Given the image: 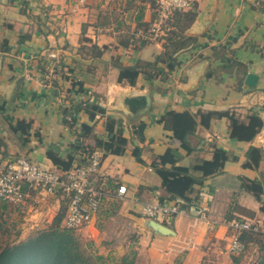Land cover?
<instances>
[{"label": "crops", "instance_id": "crops-1", "mask_svg": "<svg viewBox=\"0 0 264 264\" xmlns=\"http://www.w3.org/2000/svg\"><path fill=\"white\" fill-rule=\"evenodd\" d=\"M195 1L198 17L186 33L198 37L200 46L182 54L181 68L165 84L167 94L152 95L142 77L135 87L119 83L113 60L119 58L124 65H133L152 61L163 52L159 38L164 33L156 40L148 36L158 19H154L153 8L158 0H0V48L4 42L10 48L8 52L0 49V138L8 144L10 158L27 152L10 132L1 107L16 118L33 120V131L41 133V141L32 137L29 156L47 169H54L46 156L47 149L52 146L64 151L74 136L64 126L60 113V107L67 103L71 82L61 78L52 65H65L64 71L72 68L73 77L85 83V89L107 115L123 119L129 139V122L137 118L130 114L126 99L149 95L151 107L140 115L147 124L145 141L134 139L124 156L104 157L99 173L117 192L126 187L120 208L128 209L126 214L139 226L135 230L138 263L255 264L259 260L256 248L235 257L228 245L235 234L230 225L235 220H249L264 229L262 202L242 190L240 181V177L264 180V159L257 170L243 167L251 146L264 152V125L250 143L231 137L227 118L214 119L209 128L200 125L197 135L190 139L196 152L188 156L186 151H178L185 165H192L198 158L215 164L213 175L192 195L199 196L198 202L184 214L166 219L172 235L154 233L146 227L147 218H136L142 215L144 205L165 196L151 164L156 155L174 147L173 133L159 122L168 111L234 109L247 123L248 111L255 109L264 122V0ZM140 10L143 21L149 24L147 31L138 28ZM142 40L147 44H141ZM94 45L107 48L101 58L94 57ZM225 46L226 57L243 63L246 73L238 68H220L221 59L215 55ZM45 62L50 65L47 74L41 69ZM211 69L216 74L207 78ZM89 122L87 115L79 116V124ZM96 130L104 134L105 119L99 120ZM136 147L142 149L144 164L134 157ZM219 149L227 152V160L216 159ZM7 161L3 159L0 166ZM40 194L53 198L59 207L56 196L44 191ZM34 197L27 193V199ZM82 230L95 231L93 236L97 237L94 224Z\"/></svg>", "mask_w": 264, "mask_h": 264}, {"label": "trees", "instance_id": "trees-1", "mask_svg": "<svg viewBox=\"0 0 264 264\" xmlns=\"http://www.w3.org/2000/svg\"><path fill=\"white\" fill-rule=\"evenodd\" d=\"M153 8L154 19H156L159 15L158 2L154 3ZM198 9V2L194 0L191 9L175 12L170 17L163 26L164 35L159 38L163 42V52L157 55L154 60L124 65L119 58L114 59V66L119 71V83L135 87L142 77L150 87L152 95L155 93L167 94L168 90L165 88V84L181 68L182 54L200 46L198 37L186 33L196 21ZM143 19L144 13L143 10H140L136 19L138 28L147 31L149 24L145 23ZM147 42V40H142L141 44L145 45ZM227 48L228 46L220 48L215 55L217 59H221L222 66L220 68L223 71L238 68L246 73V66L243 63L226 57ZM0 49L1 52H8L9 44L4 42ZM106 49V47L100 48L94 45L91 51L94 57L101 58ZM219 52L223 54L222 57ZM49 67L47 62L42 64L43 74H47ZM64 68L65 65L61 64L53 66L56 73L60 72L61 78L71 82L67 92V103L60 107V113L64 126L73 134L74 139L64 151L52 146L47 149L46 156L53 164L54 171L64 177L75 166L87 164L89 157L95 152H101L103 157L124 156L134 139L141 143L145 141L147 124L142 118L143 116L129 122L131 126V139H129L125 134L127 128L123 119L107 115L106 109L94 101L90 92L85 89V83L73 77L74 70L68 68L67 71H64ZM215 74L216 70L211 69L207 78ZM125 104L133 115H136L147 107V99L145 96L128 97ZM5 109V107H1V113L10 132L18 139L21 149L27 151L14 158L24 157L33 161L29 156L31 151L28 148L29 143L32 137H37L41 141V133L33 131V120L16 118ZM81 114L87 115L90 122L79 124ZM247 117L248 122H243L242 116L234 109L227 111L200 110L197 113L188 110L184 112L172 110L163 115L159 122L173 133L175 142L174 147H169L164 154L156 155L151 164L152 170L161 180V189L165 192V196L159 202L176 203L184 210H189L194 202H198L199 196L193 198L192 195L196 187H203L207 179L213 175L216 169L215 164L198 158L192 165H185L182 163L183 158L178 155V151L182 149L188 156H191L197 149L192 146L190 139L197 135L200 125L209 128L214 119L220 118H227L231 122V137L234 140L250 143L262 131L264 122L259 111L255 109L249 110ZM101 119H105V132L102 135L96 130ZM8 153V144L0 138V165L3 159H8V161L14 159L10 158ZM134 157L139 163L144 164L141 148H135ZM216 159L227 160V152L217 150ZM263 159V150L251 146L246 153L243 167L257 170ZM99 175L98 173L91 177L92 185L103 193L98 214H101L103 219H110L120 208L121 200L116 197L117 188L112 185L111 181L105 182ZM240 181L242 190L262 202L264 211V180L240 177ZM41 190V188L26 185L24 191L30 192L34 197ZM55 196L60 200L62 206L53 222L46 229L25 240L7 242L1 246L0 264H139L137 261L138 252L134 247L122 258L116 259L112 254H100L94 241L85 243L75 230L64 228L63 221L68 211V197L62 192ZM30 200L32 198H28L26 201ZM10 205L11 203L8 201L0 199V230L3 228L2 216ZM141 216L139 215V217ZM229 218L231 219L232 216L229 215ZM157 221L167 226L166 219H157ZM132 237L135 243L136 235L134 234ZM239 240L245 245L246 251L251 247L256 248L259 252L258 264H264L263 230L241 231Z\"/></svg>", "mask_w": 264, "mask_h": 264}, {"label": "built area", "instance_id": "built-area-1", "mask_svg": "<svg viewBox=\"0 0 264 264\" xmlns=\"http://www.w3.org/2000/svg\"><path fill=\"white\" fill-rule=\"evenodd\" d=\"M193 1L158 0L159 15L153 30L154 36L157 37L164 33L163 26L175 12L191 9ZM103 160V154L95 152L89 157L87 164L75 166L63 177L59 172L44 169L27 158L11 159L0 166V199L13 204L25 203L27 199V193L24 191L26 185L41 188L54 196L62 192L68 197V211L63 221V227L75 231L82 230L92 223L100 209L103 193L92 185L91 177L100 173ZM125 193L126 187H121L116 192V197L122 199ZM184 213L185 210L176 203L164 204L159 201L147 203L142 210L143 217L154 220L169 219ZM230 225L235 234L229 241L228 250L231 255L241 257L246 253V248L239 240V233L262 229L249 220H235Z\"/></svg>", "mask_w": 264, "mask_h": 264}, {"label": "rangeland", "instance_id": "rangeland-1", "mask_svg": "<svg viewBox=\"0 0 264 264\" xmlns=\"http://www.w3.org/2000/svg\"><path fill=\"white\" fill-rule=\"evenodd\" d=\"M148 34L151 40L158 38V36H154V32ZM39 165L47 169L44 165ZM40 192L28 204L11 203L8 210L4 212L1 219L3 228L0 230V247L7 242L25 240L46 229L53 222L60 211L62 203L59 200V207H57L53 198L40 194ZM128 211L126 208H119L110 219H103L101 214H97L91 223L98 231L97 237L93 236V233L96 234L95 231H91L93 229L89 230L88 233L79 230L76 231V234L85 243L94 241L100 254H112L116 259H120L129 253L133 247H136L132 235L136 233L135 230L139 226H137L135 220L128 217L126 214ZM136 218H140L138 214ZM93 237L95 240H93Z\"/></svg>", "mask_w": 264, "mask_h": 264}, {"label": "water", "instance_id": "water-1", "mask_svg": "<svg viewBox=\"0 0 264 264\" xmlns=\"http://www.w3.org/2000/svg\"><path fill=\"white\" fill-rule=\"evenodd\" d=\"M250 79H253V77H250ZM147 99V107L143 110H141L138 114L134 115V117L138 118L140 115L145 114L149 111L152 103L151 97L148 95L146 96ZM130 114L133 115V113L130 111ZM146 227L147 229L153 231L154 233L157 234H162V235H172L174 232L167 227L166 225L154 220V219H146Z\"/></svg>", "mask_w": 264, "mask_h": 264}]
</instances>
